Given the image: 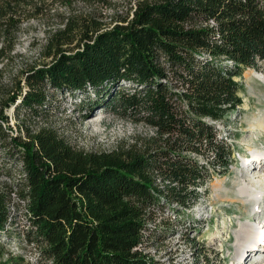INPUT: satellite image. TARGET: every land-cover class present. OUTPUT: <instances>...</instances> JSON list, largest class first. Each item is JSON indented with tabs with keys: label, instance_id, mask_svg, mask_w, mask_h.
I'll list each match as a JSON object with an SVG mask.
<instances>
[{
	"label": "trees",
	"instance_id": "16d2710c",
	"mask_svg": "<svg viewBox=\"0 0 264 264\" xmlns=\"http://www.w3.org/2000/svg\"><path fill=\"white\" fill-rule=\"evenodd\" d=\"M122 2L0 0V65L11 62L25 21L55 3L68 9L42 45L50 60L20 69L6 106L19 98L31 120L50 97L93 94L92 110L155 133L84 151L49 126L24 123L22 138L0 124V231L15 217L10 206L21 209L23 237L38 253L26 261L0 239V264H148L139 250L152 244L147 221L158 212L164 227L175 224L161 201L189 208L209 168L223 173L233 161L215 123L242 104L235 77L264 61V0Z\"/></svg>",
	"mask_w": 264,
	"mask_h": 264
},
{
	"label": "rangeland",
	"instance_id": "374dc122",
	"mask_svg": "<svg viewBox=\"0 0 264 264\" xmlns=\"http://www.w3.org/2000/svg\"><path fill=\"white\" fill-rule=\"evenodd\" d=\"M112 1L119 3L120 9H122V0ZM86 5L87 4L84 2L78 1L75 3L74 8L80 11L84 10ZM104 10L106 14H109L111 11L109 8ZM67 11L68 9L63 5L55 3L52 5L50 12L46 15L25 21L23 23L24 29L19 31L18 41L15 45L11 62H7L8 64L6 65H0L2 66L0 111H3V116H5L4 118L7 120H0V124L7 128V134L10 137H14L21 133L22 138H25V133L22 130L24 123L28 124L34 131H36L38 127L49 126L55 129L57 133L64 137L74 148L84 151L108 150L122 140L133 143L136 141L137 137L144 138L154 135L153 129L145 124L134 122L131 118L115 115L109 108L101 107L92 110L90 106H88V100L93 99V94H91L89 98H81L80 95H78V97L72 96L67 93L58 97H50L44 111L31 120L25 115L23 108H17L20 102L19 98H16L15 102L9 106L5 105L6 100L9 99V97H6L5 92L8 89L14 88L12 79L19 73L20 69L27 65H39L50 60V58H44L42 56L40 52L42 45L45 42L48 29L57 26L59 17L56 14L66 15ZM249 69H254L264 74V61L259 63L258 68L245 67L242 74L235 77V80L239 83L240 88L238 93L242 99V104L238 106L235 112L225 117L224 120L228 121L227 123L221 121L215 123L219 131V138L226 141L233 150V161L231 165L223 173H213L212 168H209L211 174L207 178L206 184L199 187L197 190L200 197L193 207L186 210L187 213H184L185 211L174 204H171L173 205L172 207H168L172 214L179 215L178 218L180 215H183V219H186L187 216H193V213L197 217L203 215V218L208 221V229L201 230L199 234L195 235V238L199 240L206 238L209 240L210 244H213V242L216 243L213 238L218 240L220 238L222 240L221 248L227 253V255L223 254L224 258L220 259L224 264L239 263V260H237L236 246H234L236 242L234 233L237 232L240 227L237 221H244L248 218V212L245 211V208H249V206L246 205L242 207L241 203L233 198L235 196V182H239L242 178L247 177L250 180H254L264 174V161L261 166L253 162L254 169H251L252 165L248 166L250 169H248V172H246V166L244 164V158L247 157L246 159H252L251 153L247 149L248 146L257 145L264 149L263 132H257V137L253 140L254 142H250L246 139L254 133L249 126V118L251 115L255 114L258 116V114L264 113V84L259 82L256 83V81L253 80H247L245 75ZM20 84L24 86L23 82ZM139 142H142V140L139 139ZM0 164H2L1 161ZM10 166L11 165L8 167ZM216 180H221L226 190L221 188L216 192L213 187ZM2 183L3 180H0V185ZM223 193L224 196H222ZM164 206L167 207L165 202ZM263 208L264 203L260 205L259 209ZM14 211L13 214L15 217H13V221L10 223L8 230L2 234L3 236L1 235L2 239L6 238V241L2 243H5L7 250H12L14 255L17 252L21 254L26 261L30 262V260H33L35 257V246L34 244L27 245L23 237L24 226L26 225L25 214L22 213L21 209H14ZM157 214L160 216L158 212ZM263 219V212H257L251 218V220L258 223V225L263 223L261 221ZM149 220L151 221L152 219ZM153 222L159 223L160 221L156 219L153 220ZM221 234L224 235L222 236ZM171 243H173V240H171ZM258 246V249H264V243ZM180 247L182 251H185V254L183 257L182 255L180 256L179 264H192V258L197 251L193 250L195 247L193 245H190V248L185 247V245H180ZM157 248L158 247L154 245L149 251H152L151 254L154 252L158 253V251H155ZM163 250L164 248L161 245L160 254H163ZM213 251H215V249H213ZM254 251L255 250L250 252L246 251V253H244V262L248 263L252 259L250 256ZM190 252L191 254H189ZM231 258L232 260H230L229 263V259Z\"/></svg>",
	"mask_w": 264,
	"mask_h": 264
},
{
	"label": "built area",
	"instance_id": "2783aa9c",
	"mask_svg": "<svg viewBox=\"0 0 264 264\" xmlns=\"http://www.w3.org/2000/svg\"><path fill=\"white\" fill-rule=\"evenodd\" d=\"M5 177L0 178V180H4ZM164 200L161 201V203ZM167 207L163 205V209L165 211V216L168 219H171L175 224L173 226L164 227L163 225V219L161 215L155 217L153 220H159L160 222H153V220H148L147 226L148 228L152 230H147L146 236L153 237L152 244H149V246L140 247L139 250L143 251L146 255L148 264H179L180 256L182 257L185 254V251H182V248L180 245H185V247L190 248V245H193L195 248L193 250H197L196 254L193 256V262L192 264H224L223 261L221 262V258H224L223 254H226L222 248H221V242L222 240L219 238H213L215 239L216 243L213 242V244H210L209 240L206 238L202 239H196L195 235L199 234V232L203 229H208V221H206L205 218H203V215H200L199 217L195 216L193 213V216H187L186 219H183V215H180L178 218L177 215L172 214L171 211H169L168 207H172L174 204L178 206V208H181L184 213H187L186 210H189L191 207H193L195 204L190 206L189 208H183L177 205L176 203H170L167 202ZM175 207V206H174ZM11 212L14 213L15 207L12 205L10 206ZM169 211V212H168ZM177 214V213H176ZM162 219V221H161ZM263 223H261L262 225ZM10 224H7L4 230L0 231V239L3 241L6 238L2 239V234H4ZM260 228V224H259ZM261 229V235L264 236V225L260 228ZM144 233V234H145ZM2 235V236H1ZM151 235V236H150ZM222 236L224 234H221ZM147 238V237H146ZM171 240H173V243H171ZM226 240V239H225ZM224 240V241H225ZM264 240H260V242L257 243V245H262ZM158 247L155 251H158V253L154 252L151 254L149 249L151 247ZM163 246V254H160V247ZM151 246V247H150ZM215 249V251H213ZM150 252L149 254H147ZM37 252L35 250V258L37 257ZM191 254V252L189 253ZM30 260V261H33ZM229 259V263H230ZM239 264V263H238Z\"/></svg>",
	"mask_w": 264,
	"mask_h": 264
},
{
	"label": "bare ground",
	"instance_id": "6f19581e",
	"mask_svg": "<svg viewBox=\"0 0 264 264\" xmlns=\"http://www.w3.org/2000/svg\"><path fill=\"white\" fill-rule=\"evenodd\" d=\"M245 76L247 77V80H253L256 81V83L259 82L264 84V74L260 71L249 69ZM249 119V126L252 128L254 133H252V135L246 139L250 142H254L253 140L257 137L258 131L264 133V113H260L258 116L253 114ZM247 149L250 151L252 159L249 160L246 159L247 157L244 158L246 172H248V166L252 165L251 169H254V164H252L253 162L261 166L262 162L264 161V149L262 147L253 145L248 146ZM235 185V196L233 198L240 202L242 207H245L246 205L249 206V208H245V211L248 212V218H246L244 221H237V224L240 225V227L238 231L234 233L236 241L234 246H236L237 260H239V264H264V249H258L259 246L257 245L260 240H264V236L261 235L260 229L264 225V219L261 220L263 224H260V228L258 223L251 220L255 213H264V208L259 209L260 205L264 203V174L254 180H250L248 177L242 178L239 180V182H235ZM213 187L216 192L221 188L226 190V187H223L221 180H216L215 184H213ZM222 196H224V193ZM253 250L255 251L252 252L250 256L252 259L248 263L244 262V253H246V251L250 252Z\"/></svg>",
	"mask_w": 264,
	"mask_h": 264
}]
</instances>
